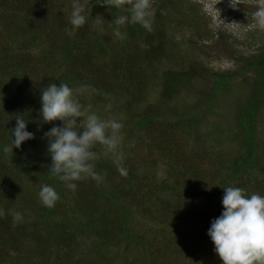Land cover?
<instances>
[{
    "label": "trees",
    "instance_id": "obj_1",
    "mask_svg": "<svg viewBox=\"0 0 264 264\" xmlns=\"http://www.w3.org/2000/svg\"><path fill=\"white\" fill-rule=\"evenodd\" d=\"M180 1L152 0L153 31L125 25L120 41L110 23L114 13L128 14V0L111 10L80 0L91 12L71 36L72 0H0V264H222L207 230L221 214L223 188L264 196V31L252 53L233 57L234 69L186 66L177 27H201L205 14ZM49 83L68 84L90 112L112 102L125 115L126 175L100 144L92 149L99 181H77L73 191L47 171L44 133L61 125L39 117L40 89ZM188 96L189 105L180 100ZM229 96L227 128L210 124L212 105H227ZM20 114L34 139L5 153ZM148 149L163 161L137 154ZM43 184L59 193L52 208L39 201ZM14 212L23 219L14 222Z\"/></svg>",
    "mask_w": 264,
    "mask_h": 264
},
{
    "label": "clouds",
    "instance_id": "obj_2",
    "mask_svg": "<svg viewBox=\"0 0 264 264\" xmlns=\"http://www.w3.org/2000/svg\"><path fill=\"white\" fill-rule=\"evenodd\" d=\"M96 4L106 6L108 10L119 9L122 0H94ZM129 10L126 15L114 13L113 34L123 41L127 33L121 28L125 25L137 24L146 32L153 31L152 0H128ZM88 9L80 0H72L68 23L71 36L76 29L86 24L90 15ZM255 27L264 31V0H257L256 10L252 13ZM98 31L104 28L96 21ZM39 117L43 123L60 121V126H53L44 133L47 138V154L51 158L48 172L61 182L68 190H75L76 182L91 178L99 181L101 177L94 171L93 161L97 158L92 150L100 144L104 147L121 175H126V169L121 165L124 159L120 144V130L123 125L116 121H104L95 112L88 111L77 99L74 90L66 83H49L40 89ZM29 118L23 114L15 117V127L11 129L9 142L2 146L3 152L19 149L22 143L34 139V133L27 130ZM14 137V139H13ZM221 199V214L210 222L207 230L214 252L222 264H264V196L252 193L245 194L241 187H224ZM38 198L45 207L52 208L59 200V193L54 187L43 184L38 192ZM3 212L0 211V216ZM13 220L21 221V213H12Z\"/></svg>",
    "mask_w": 264,
    "mask_h": 264
},
{
    "label": "rangeland",
    "instance_id": "obj_3",
    "mask_svg": "<svg viewBox=\"0 0 264 264\" xmlns=\"http://www.w3.org/2000/svg\"><path fill=\"white\" fill-rule=\"evenodd\" d=\"M126 0H122L124 4ZM190 3H197L201 11L205 14V18L201 21V27L192 28L187 25L177 27V38L180 47L178 51V59L184 63H192L197 66H204L210 70H230L236 67V61L233 58L235 55L239 56L249 55L252 53L254 47H256L255 35L258 32V28L255 27L252 20V13L256 10L257 0H181L180 5L182 8L187 7ZM168 8V9H167ZM167 13L165 15L166 23H168L170 29L175 28V18H169L167 15H171L173 10L170 11V6H167ZM152 13L154 6L151 7ZM171 19V20H170ZM169 21V22H168ZM211 36L212 41L207 40L206 31ZM175 31V29H174ZM257 39V38H256ZM228 44V45H226ZM188 63L186 64V66ZM201 82H197L199 87ZM236 88V89H234ZM234 89L233 93H237V87L232 85L230 88ZM181 101H187V104L193 103L191 96L181 97ZM179 102V107L184 104ZM227 105L220 103L217 107L212 105L210 117V124L220 123V128H227V121L231 113V97L223 100ZM113 103H107L104 107L100 108L98 105H94L93 112H95L102 120L125 123L126 117L123 113H117V110L113 109ZM98 106V107H97ZM229 109V110H228ZM123 125V124H122ZM219 125V124H218ZM211 126V125H210ZM123 125L120 130L122 139L126 135ZM258 128L264 131V114L262 122L259 123ZM226 131V130H225ZM264 136V132L262 133ZM129 147V145H126ZM130 148H135L132 143ZM136 151V149H134ZM155 150V149H154ZM147 151V152H146ZM137 154L142 155L148 161L152 158H158L163 161L160 153H156L148 149ZM152 151V153H151ZM148 156H147V154ZM151 153V155H150ZM154 171L158 172L159 177L166 176V165L162 162H158L154 165ZM141 219V218H139ZM142 220V219H141Z\"/></svg>",
    "mask_w": 264,
    "mask_h": 264
}]
</instances>
